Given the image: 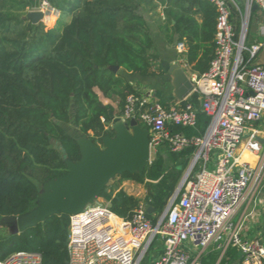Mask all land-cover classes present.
<instances>
[{"label": "trees", "instance_id": "trees-1", "mask_svg": "<svg viewBox=\"0 0 264 264\" xmlns=\"http://www.w3.org/2000/svg\"><path fill=\"white\" fill-rule=\"evenodd\" d=\"M226 1L232 17H238L235 5ZM49 2L61 18L70 16V21L46 29L43 23L23 19L39 7L40 0H0V222L36 208L40 186L68 173L65 158L80 160L78 143L65 125L74 123L96 145L114 135L107 130L114 109L103 106L99 94L115 100L124 110L128 97L137 92L123 73L157 74L152 20L169 45L186 46V64L194 73L207 72L215 58L218 11L209 0ZM248 59L245 55L244 61ZM113 67L119 71L114 72ZM191 100L199 107L197 95ZM210 121L199 113L195 127L174 131L201 137ZM192 151L174 153L168 148V159L157 151L143 175L119 176L142 184L145 198L127 194L119 184L107 186L101 198L125 219L142 204L153 206L155 215L148 217L156 223L173 197ZM69 228L70 216L60 214L20 234L0 235V262L17 252H35L41 254L43 264H68ZM162 250V243L155 240L141 264H153ZM237 254V248H230L220 264H240ZM219 256L212 252L202 263L215 264Z\"/></svg>", "mask_w": 264, "mask_h": 264}, {"label": "built area", "instance_id": "built-area-1", "mask_svg": "<svg viewBox=\"0 0 264 264\" xmlns=\"http://www.w3.org/2000/svg\"><path fill=\"white\" fill-rule=\"evenodd\" d=\"M209 1L218 11L216 53L207 72L190 74L192 94L172 104L151 94H133L123 110L125 123L136 119L147 128L151 152L163 145L174 153L193 150L178 197L156 223L148 217L147 204L129 219L117 216L108 203L88 205L70 216L68 264H141L155 240L163 250L153 264H203L191 258L187 244L200 251L233 246L240 254V264H264V243L244 238L234 223L258 177L253 158L262 150L259 124L264 118V66L251 61L262 45H245L246 24L238 35L226 0ZM252 4L264 12V0H248ZM32 11L43 12L44 22L61 15L49 0H40ZM261 31L264 35V26ZM177 50L184 55L186 46L179 43ZM193 95L198 96L199 107L191 101ZM199 113L211 120L203 136L187 137L174 131L195 127ZM0 264L43 262L39 253L17 252Z\"/></svg>", "mask_w": 264, "mask_h": 264}, {"label": "water", "instance_id": "water-1", "mask_svg": "<svg viewBox=\"0 0 264 264\" xmlns=\"http://www.w3.org/2000/svg\"><path fill=\"white\" fill-rule=\"evenodd\" d=\"M237 1L241 4V0ZM23 19L40 24L44 22L45 16L41 11H31ZM112 70L118 72L119 68L113 67ZM169 72L174 99L180 102L186 100L194 91L192 80L178 63L173 64ZM111 130L114 135L103 138L101 146L86 137L77 139L80 160L72 162L66 157L68 173L42 185L44 192L39 193L36 208L20 217L4 218L0 225L10 224L13 226L11 234H20L48 217L81 213L88 205L98 202L109 183L118 176L125 173L143 175L152 160L149 131L136 119L129 123L119 120ZM185 178L180 182L168 207L178 197ZM146 212L152 215L156 209L149 206Z\"/></svg>", "mask_w": 264, "mask_h": 264}, {"label": "crops", "instance_id": "crops-1", "mask_svg": "<svg viewBox=\"0 0 264 264\" xmlns=\"http://www.w3.org/2000/svg\"><path fill=\"white\" fill-rule=\"evenodd\" d=\"M230 1L235 5V9L238 12V17H232V11H231V22L236 33L238 35L241 34L243 29L242 28L243 24L245 23L246 24L245 45L247 47L253 45H262L261 50L258 52L256 57L251 61V64L264 66V35L262 34L261 31L262 27L264 26V12L256 4L248 5V0H241V4H239V2L236 3L233 0ZM158 11L163 16V11L161 7L159 8ZM253 18H255L258 28L256 29L255 34L250 36L249 35L250 23ZM59 21H60L59 25L63 26L65 23L70 21V16H66L64 18H61L60 16ZM150 24L153 31L152 35L154 39L156 52L158 54V62L156 63L155 66V72L157 74L151 77H141L139 75H129L123 73V76L126 78V81L128 83L134 86L137 94H151L156 99L162 101L165 104H172L177 100H175L173 96L172 77L169 72L171 66L175 63L176 64L178 63L186 71L189 78H190V74L194 72L186 64V57H185L186 53L184 55H180L178 53L177 50L178 43L169 45L166 42L164 36L156 28L157 24L155 22V19L152 20ZM245 54L248 55V53ZM99 96L101 102L103 103V106L110 105L114 109L112 113L113 121L111 124H114L117 118L118 120L123 121V110L119 108L118 102H116L115 100L106 99L101 94H99ZM191 98L192 96L190 97V99ZM259 128L261 131L259 140L262 145V150L259 155L253 158V164L258 172V177L256 178L253 186L248 191L244 204L242 205L239 212L236 214L234 218V223L241 227L242 236L244 238L248 240H259L264 243V118L260 122ZM75 129L78 130L77 128ZM78 133H79V138L80 136L82 137L79 130ZM70 135L74 137L76 140L78 139L73 134ZM98 145L101 146L100 144ZM162 150L168 151L167 145H163L158 151L161 152ZM190 162H191V157H190ZM152 215H155V213ZM186 247L188 251L191 252L190 253L191 258L192 259L199 258L201 262L202 259L208 258L212 252H218L220 256L215 264H220L227 251L230 248H235L233 246H225L219 248L217 246H210L207 250L200 251L198 248L191 246L189 244H187ZM191 254L194 255L192 256ZM237 255L238 257H240L239 252Z\"/></svg>", "mask_w": 264, "mask_h": 264}, {"label": "rangeland", "instance_id": "rangeland-1", "mask_svg": "<svg viewBox=\"0 0 264 264\" xmlns=\"http://www.w3.org/2000/svg\"><path fill=\"white\" fill-rule=\"evenodd\" d=\"M59 18L60 16L57 18V17H52L50 18L48 21H45V22H42L43 23V26L46 28V29H50V28H57L58 26H60V21H59ZM65 21V20H64ZM258 28V25H257V22L255 21V18L252 19L251 23H250V31H249V35L252 36L255 34L256 32V29ZM168 89V87H167ZM74 112V109L73 107H71V114H73ZM118 118L115 120V123L118 122ZM113 126V124L110 125V127L108 129H111ZM141 126H143L141 124ZM145 128V126H143ZM75 125L74 123H71V124H68V125H65V130L68 134H73L76 138L79 139V133H78V130L75 129ZM107 129V130H108ZM146 129V128H145ZM83 137V136H82ZM80 136V138H82ZM102 145V143L100 144ZM161 153L167 157L168 159V153L167 151L165 150H162ZM155 156V151H152V159L153 157ZM188 168L185 169L184 173H183V177L186 176V173L188 171ZM111 184H119L120 185V188L124 189L125 192L131 196H134L136 198H139V199H143L145 198L146 196V189L145 187L142 185V184H139L137 183L135 180L133 179H123L121 180L119 178V176L117 178H115L114 180H112L108 186H110ZM44 192V187L43 186H40V194ZM99 202H103V203H108L106 201H104V199H100ZM109 204V203H108ZM37 205V204H36ZM110 205V204H109ZM11 227H13L12 225L10 224H5V225H0V235L1 236H7L9 235L12 231L10 229H12ZM186 251L190 254L191 252L188 251L187 247H185ZM192 256L194 254H191Z\"/></svg>", "mask_w": 264, "mask_h": 264}]
</instances>
